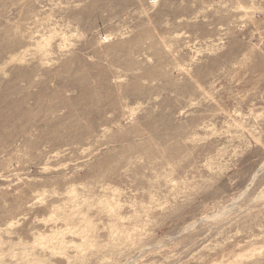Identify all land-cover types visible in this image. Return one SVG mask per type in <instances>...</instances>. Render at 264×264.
<instances>
[{
    "label": "rangeland",
    "instance_id": "374dc122",
    "mask_svg": "<svg viewBox=\"0 0 264 264\" xmlns=\"http://www.w3.org/2000/svg\"><path fill=\"white\" fill-rule=\"evenodd\" d=\"M0 264H264V0H0Z\"/></svg>",
    "mask_w": 264,
    "mask_h": 264
}]
</instances>
